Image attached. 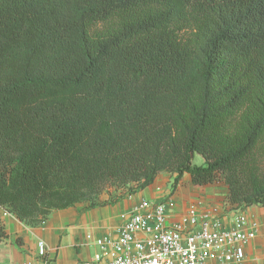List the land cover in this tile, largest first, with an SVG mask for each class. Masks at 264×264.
<instances>
[{
  "label": "trees",
  "instance_id": "1",
  "mask_svg": "<svg viewBox=\"0 0 264 264\" xmlns=\"http://www.w3.org/2000/svg\"><path fill=\"white\" fill-rule=\"evenodd\" d=\"M160 172L264 207V0H0V213Z\"/></svg>",
  "mask_w": 264,
  "mask_h": 264
},
{
  "label": "built area",
  "instance_id": "2",
  "mask_svg": "<svg viewBox=\"0 0 264 264\" xmlns=\"http://www.w3.org/2000/svg\"><path fill=\"white\" fill-rule=\"evenodd\" d=\"M196 201L177 202L171 193L139 200L113 230L84 236L83 244L94 249L78 264L240 263L258 221L239 208L220 212ZM36 253V264H53L43 240L37 241Z\"/></svg>",
  "mask_w": 264,
  "mask_h": 264
},
{
  "label": "crops",
  "instance_id": "3",
  "mask_svg": "<svg viewBox=\"0 0 264 264\" xmlns=\"http://www.w3.org/2000/svg\"><path fill=\"white\" fill-rule=\"evenodd\" d=\"M161 173L162 172H160L156 176L154 182L147 187L153 185ZM226 192L227 190L225 188V195ZM209 197L210 196L205 195L203 198L196 197L195 199H200L209 205L215 206L220 212L226 211V209L229 208V204L224 202L222 199L216 198L214 196H212V198ZM112 210L113 211H111V213L106 216L102 215L98 218L94 217L90 222L85 223V221H82L79 225L77 223L68 225V222H59L55 225L53 222H50V220L37 226H27L15 215L9 212H7V214H3L2 210V216L0 217L4 224V229L7 235L5 238L0 240V264H23L26 262L36 264V245L38 240H43L46 243L48 247L49 258L53 264L68 263L69 256L72 258L71 262H76V264H78L81 260L86 259L91 251L87 245H84L83 242H81L80 251L76 253L72 246V237L74 236L73 234H76L78 231L82 230V226L86 225H89V227L94 230L95 227L93 228V226H90V224L103 226V228H107L109 231L113 230L117 225H119L121 221L120 220L116 222L113 218L114 214L126 209L123 207H113ZM244 210L258 221L259 228L255 237L246 245V256L242 260L241 264H264V259L260 256V254H258L263 248L262 241L258 240L263 226V222L259 220L258 214L264 213V207L252 205ZM91 212H93V210H91ZM78 222H80V220H78ZM91 233L94 234L93 232ZM18 236L22 237L19 243L16 242L18 240Z\"/></svg>",
  "mask_w": 264,
  "mask_h": 264
},
{
  "label": "rangeland",
  "instance_id": "4",
  "mask_svg": "<svg viewBox=\"0 0 264 264\" xmlns=\"http://www.w3.org/2000/svg\"><path fill=\"white\" fill-rule=\"evenodd\" d=\"M202 163H203V158L199 154H195L193 158V164L200 165ZM173 177L174 174H170L168 172H162L153 185L144 188V190L138 191L136 193H129V188L132 187V184L128 185L125 188H119L115 185H107L100 194V201L102 202L101 205L89 207L87 203L81 202V203H77L72 207H68L67 209L52 210L48 215L47 219L44 222L40 223L39 225L48 222L50 220H51L50 222H53V224L55 225L58 224L59 222H68L69 223L68 225L77 223L79 225L81 224L82 221L88 223L91 220H93L94 217L98 218L102 215L105 216L108 215L109 213H111V211H113L112 210L113 207L114 208L123 207L126 210L114 214L113 218L116 222H118L122 220L124 216H126L125 214L139 200L144 198L149 200H155L159 195H163L167 193H171L177 202H182V203L187 201L197 200L195 199L196 197L203 198V196L205 195L210 196L209 198H212V196L216 198H220L224 202L228 203L226 195L224 193L226 186L221 180L203 186H192L189 181L188 174L185 173L183 174L182 179L177 185V187L173 189L172 187ZM156 187H160L162 192L157 191ZM197 201H199V199ZM91 210H93V212H91ZM1 213L0 216H2ZM258 217L259 220L263 222L262 232L258 239L262 241L263 248L261 252H259L258 254H260V256L264 259V213L258 214ZM78 220H80V222H78ZM0 221H1V217H0ZM1 223L3 224L2 221ZM90 226H93V228L95 227V229L93 230L92 228L89 227V225H86V226H82V230L78 231L76 234H73L74 236L72 237V246L73 249L76 251V253L80 251L81 248L80 243L84 241L83 238L87 233L93 232L94 234L98 235L104 233V231H108L107 228H103V226L100 225L90 224ZM21 238H22L21 236H18V240L16 242L19 243V241H21ZM89 249L92 252L94 248L92 246H89ZM71 260L72 258L69 256L68 263L65 264H76V262L73 263L71 262ZM241 263L242 261L240 262V264Z\"/></svg>",
  "mask_w": 264,
  "mask_h": 264
}]
</instances>
